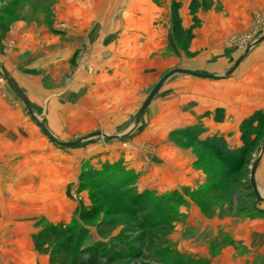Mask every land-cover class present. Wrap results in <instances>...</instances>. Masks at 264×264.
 Listing matches in <instances>:
<instances>
[{"label":"rangeland","instance_id":"1","mask_svg":"<svg viewBox=\"0 0 264 264\" xmlns=\"http://www.w3.org/2000/svg\"><path fill=\"white\" fill-rule=\"evenodd\" d=\"M235 7L222 0H0V97L19 107L23 123L29 124V130H23L26 157L5 159L0 168L36 169L21 178L43 180L44 190L52 188L48 192L55 198V205L46 204V214L29 207L33 234L47 223L75 226L88 231L84 249L105 245L108 254L125 255L132 248L142 253L140 260L126 264H264L263 243L262 249H246L221 226H210L216 219L246 217L245 208L255 210L261 204L251 189L250 174L264 156V111L245 119L240 145L228 147L217 136H206L200 121L210 113L187 117L198 113L190 109L192 96L204 91L196 83L206 82L175 75L130 136L93 138L59 149L36 126L1 69L14 79L35 118L59 140L75 142L95 132L121 137L135 127L144 102L166 74L195 69L226 77L246 48L264 36V7L252 9V25L241 32L226 24L215 26L224 20L216 17ZM240 8L245 7L235 9ZM176 20L183 32H177ZM176 102L189 107V114L179 120ZM188 122L193 125L179 128ZM167 127L172 130L162 138L152 134ZM167 143L195 155L205 181L160 193V183L147 180L144 170L167 161L162 155ZM0 196L31 197L29 191ZM93 208L100 210L93 221L81 219ZM3 243L0 238V246ZM201 246L207 247L204 256L188 252ZM227 247H233V258L223 255Z\"/></svg>","mask_w":264,"mask_h":264},{"label":"crops","instance_id":"2","mask_svg":"<svg viewBox=\"0 0 264 264\" xmlns=\"http://www.w3.org/2000/svg\"><path fill=\"white\" fill-rule=\"evenodd\" d=\"M222 1L231 2V4L235 3L236 7L241 5L245 8L235 9V7V10L233 9L228 15L227 9H225L222 15L220 14L216 17L224 19L221 21L223 23L219 24L218 20V23H214L215 26L217 25V28H220L226 24L228 27L236 28L240 32L252 25V9L264 7V0H253L254 3L249 4H246L247 0ZM130 21L133 23L130 19L125 20L129 24ZM106 23L104 24L106 25ZM112 30L109 29V31L106 30L105 32ZM126 30L131 31L130 29ZM235 70L233 74L225 75L226 77L211 71L216 76L221 77V79H201L206 83H199V85L196 83L197 89L202 86L201 89L204 88V91L199 92L197 90V95L192 96L190 102L193 103L190 109L198 113L192 117L191 114L187 115L188 118H193L210 113L209 118H202L200 121L202 123L201 126L205 128L206 136H217L228 147L240 145L241 135L239 129L244 120L264 111V42L253 48L249 56ZM189 71L196 70L191 69ZM175 106L176 111H179V114L175 116L177 120L182 119L184 113L189 114L185 110L186 108L189 109L186 102L182 104L176 102ZM21 117L22 114L19 107L7 105L3 102V98L0 97V162L15 156L26 157L24 155V144L27 141L23 138V130H29V124L25 125ZM188 123L187 125L182 123L179 128L193 125L192 122ZM194 123L196 124L197 121ZM169 130L172 129L168 127L167 129L160 128L158 132L155 131L154 133L152 131V134H159L160 138H162L163 134L167 135L169 133ZM4 147L8 150L6 151ZM162 149V155L167 157V161L154 163L152 168L146 166L144 170L147 171L145 176L147 180L156 184L160 183L158 186L161 187L157 188L160 193L168 192L169 189L175 191L184 187H194L197 183L205 181V178L202 177V170H197L196 156L191 152L175 147L171 143H167ZM36 153L40 155V153ZM29 154L30 156L34 155L33 153ZM137 166H140L139 163ZM16 167L13 169L12 166L7 169L4 168L6 170L0 168V194L5 192L21 194L22 191H29L31 197L14 200L11 196L9 199L0 196V209L2 210V216H0V238L5 242L0 246V257H4V264H50L49 256L41 255L35 249L32 235L36 230L31 217L33 214L31 213L30 216L28 209L31 206L40 207L42 208L41 212L46 214L44 212V210L46 211V204L53 205L55 203V198L48 192L52 191V188L44 190L43 180H39V183H33L34 177H30V180L21 178L24 175L33 174L36 169L30 167L29 170L26 167ZM256 177L259 192L264 198V156L260 161ZM56 201V205H58V200ZM254 208L255 210L252 208L248 209L249 211L247 208L244 209L246 217L216 219L211 225L210 221H206L204 217H200L199 220H205L204 225H210L215 228L221 226L225 229L223 233L226 236H230L236 242H242L246 249H262L264 246V201ZM194 209L197 211L196 208ZM186 210L187 213L190 211ZM52 216L54 218V212ZM193 219L195 220L191 216L189 221L191 224L194 221ZM261 243H263V246H261ZM244 247L241 249H244ZM181 251L186 252L187 250ZM233 251V247L223 248V255L226 254L229 259L233 258L235 255ZM188 252L200 253V256H204L202 254H207V247L201 246L200 250L189 249Z\"/></svg>","mask_w":264,"mask_h":264},{"label":"trees","instance_id":"3","mask_svg":"<svg viewBox=\"0 0 264 264\" xmlns=\"http://www.w3.org/2000/svg\"><path fill=\"white\" fill-rule=\"evenodd\" d=\"M176 25L177 32H183L178 20H176ZM87 179L85 174L81 176V182H85ZM172 195L176 197V193H172ZM99 212L100 210L97 208L85 211L81 215V219L93 221ZM87 235L88 231L77 230L75 226L47 223L39 232L32 235V240L39 254L49 256L50 264H126L129 260L142 258V253L137 252L134 248L125 255L118 252L108 254L104 252L105 245L84 249L83 242Z\"/></svg>","mask_w":264,"mask_h":264},{"label":"water","instance_id":"4","mask_svg":"<svg viewBox=\"0 0 264 264\" xmlns=\"http://www.w3.org/2000/svg\"><path fill=\"white\" fill-rule=\"evenodd\" d=\"M264 42V36L261 37L260 39H258L256 42L250 44L245 52L243 53L244 55L242 56V58L240 60H238V62L230 69V71L227 73V75H231L233 74L241 64L242 62L249 56L250 51L257 47V45H260ZM2 72H3V76L5 77L7 84L9 86V88L11 89V91L15 92L16 96L18 97V99L22 102V104L24 105V107H26V109L29 111L30 116H32L34 118V122L37 124V126L40 128V130L43 132V134H45L46 137H48L50 139V141L56 145L58 148H73L77 145L82 144L83 142L86 141H90V139L93 138H104V139H111V140H121L124 139L128 136H130V134H132L136 128V126L141 122V118L144 116V114L146 113V111L148 110V108L151 105V101L154 99V97L157 95V93L159 92V90L162 88V86L164 85V83H166V81L168 79H170L171 77L175 76V75H187V76H191L194 78H200V79H208V80H217V79H221V77L216 76L215 74H203V73H199V72H194V71H189L186 69H181V70H174L171 71L170 73L166 74L165 77H163L155 86L154 89L152 90L151 94L149 95V97L146 99V101L144 102L145 104L143 105V107L141 108V110L139 111L137 117H136V125L134 128H132L127 134H125L124 136H109V135H105L103 133L100 132H95V133H91L90 135H88L87 137L80 139V140H76L75 142H64L59 140L57 137H54L53 134L50 132V130L48 129L47 125L43 122H40L38 119L35 118L34 116V111L33 108L30 106L29 101L27 100V98L25 97V95L20 91V89L18 88V86L16 85V82L14 81V79L12 77L9 76V74L7 73V71L2 68ZM261 151L264 150V139L261 143ZM260 164V160L258 159L257 162L253 165L252 169H251V189L254 192V195L257 199V202H262L264 201V198L262 197V194L259 192L258 189V185H257V177H256V173L258 170Z\"/></svg>","mask_w":264,"mask_h":264}]
</instances>
